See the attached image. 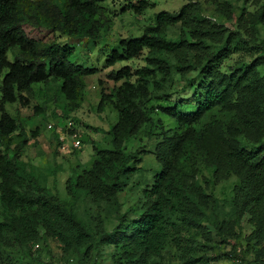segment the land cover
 I'll return each instance as SVG.
<instances>
[{"label": "trees", "instance_id": "obj_1", "mask_svg": "<svg viewBox=\"0 0 264 264\" xmlns=\"http://www.w3.org/2000/svg\"><path fill=\"white\" fill-rule=\"evenodd\" d=\"M181 1L184 4L175 14H154L152 24L139 36L120 39L116 49L107 50L103 67L136 59L145 51L144 66L135 70L123 66L107 75L113 83L122 80L109 93H100L96 106L97 112L111 106L116 113L108 129L110 148L95 149L90 168L66 181L69 200L60 201L18 160L28 139L4 108L10 104L29 108L32 88L50 82L58 85L68 111L78 107L84 78L95 69L70 63L73 48L58 38L99 40L102 24L96 16L102 8L98 0H0V208L4 213L0 245L8 232L19 247L33 244L39 227L57 242L61 258L79 256L77 264L92 250L98 253L106 247L113 250L109 264H160L161 253L169 246L180 264H213L219 258L236 260L239 253L232 246L219 253L214 246V256H203L206 246L196 239L208 242L209 226L219 243H228L225 236L232 237V228L246 216L251 230L244 238L243 253L250 252L253 262L264 263V75L257 71L264 57L220 69L229 54L264 50V41L254 46L264 4L254 13L241 7L233 17L234 31H227L209 23L189 0ZM213 3L226 20L232 18L227 2ZM152 7L145 0H134L124 11L138 15ZM176 24L184 37L178 32L175 41L168 40L167 30ZM189 71H197L200 78L191 98L160 108L174 128L148 133L156 138L152 154L159 169L144 182L132 180L141 171L136 166L139 160L124 150V144L152 122L147 109L150 95L167 101L169 96L162 91L170 75ZM182 105L192 109L182 110ZM215 108L227 118L210 116L202 124ZM200 167L210 171L211 184L229 177L237 180L228 201L231 219L223 218L222 206L200 186L196 178ZM123 190L138 193V198L121 211L117 195ZM79 197L111 211L109 231L101 221L76 214ZM31 262L51 264L39 258Z\"/></svg>", "mask_w": 264, "mask_h": 264}, {"label": "rangeland", "instance_id": "obj_2", "mask_svg": "<svg viewBox=\"0 0 264 264\" xmlns=\"http://www.w3.org/2000/svg\"><path fill=\"white\" fill-rule=\"evenodd\" d=\"M134 0H98L102 10L96 18L102 24L100 29V39L96 42L90 40H67L58 38V42L67 43L73 48V54L69 61L77 64L82 68H94L95 72L84 78V90L82 100L78 107L68 111L65 107L66 102L57 91L58 85L50 82L47 85H39L32 88L33 99L30 100L29 108H18L16 104L5 106V111L15 117L21 131L28 139L27 144L21 150L18 160L23 163L25 169L33 174L40 186L45 187L57 200L68 201L69 197L66 191V181L68 178H74L77 175L90 168L94 157L95 149H109L108 129L116 121V113L111 106L104 107L100 112L96 111L100 93L107 94L113 87H118L122 80L113 83L107 79L110 72H115L123 66H128L131 70L144 66L146 52L143 51L141 56L127 61L115 63L110 67H103V62L107 50L116 49L117 42L127 37H137L141 34L143 28L152 24L154 14L158 12H167L175 14L176 11L184 4L181 0H145L152 4V8L145 9L136 15L124 8ZM199 8L202 15L208 19L209 23L222 25L227 31H234V19L239 9L244 8L245 12L254 13L259 6L264 4V0H189ZM216 4L227 2L231 8L232 18L226 20L214 8ZM213 3V4H212ZM256 34L254 35V46L264 41V20L262 24L255 26ZM180 34L181 29L176 24L167 30L166 37L168 40L175 41ZM184 32V30H183ZM183 32L181 36L184 37ZM178 41V40H177ZM264 57V50L260 47L253 48L247 53L229 54L221 63V70H226L236 63H248L255 58ZM174 63L173 60H171ZM260 75H264V65L257 68ZM158 79V78H156ZM131 81L133 78L130 79ZM200 82L197 71H189L184 74H172L163 87L162 94L169 96L167 101H157L154 99V93L150 95L147 105L148 118L152 121L150 124L141 128V130L124 144L126 152L133 153L138 158L139 163L136 165L140 172L132 176V180L139 179L141 182L146 180L147 175L159 169L153 156L155 146V136H148V133L157 134L160 130H172L173 123L161 114L160 108L173 106L179 101H185L191 98L195 92L196 85ZM161 94V93H159ZM158 94V95H159ZM31 106L38 108L33 110ZM33 107V108H34ZM182 110L192 109L191 105L180 106ZM63 115V117L61 116ZM213 116L221 121L227 118V115L220 112L218 108L208 112L201 123H206L208 118ZM72 120L74 130L77 132L80 140V146L76 150L67 149L60 151L55 138V133L46 129L47 125L57 124L62 127L66 120ZM35 132V135L31 134ZM18 132H14L12 138ZM67 144V140H65ZM210 171L200 167L197 173V180L200 186L204 187L206 193L211 194L220 206H222V216L224 219H231L229 216L228 201L232 194V188L237 185L234 177L227 180L211 184ZM144 177V178H143ZM140 188H142L140 186ZM121 211L137 203L138 193L123 190L118 195ZM76 214L87 220L89 217L95 221H101L104 230L109 231L113 226L111 211L105 212L104 204L97 207L90 203L87 198L79 197L75 205ZM19 216V213H15ZM225 215V217H224ZM4 220V213L0 208V221ZM210 234V240L204 241L203 237H198L196 243L206 246L203 256H214V250L219 253H227L232 246L235 253L238 251L239 256L236 260L217 259L213 264H257L253 262V255L249 252L244 254V238L249 234L251 227L247 224V217L243 216L238 226L232 228V237L225 236L229 243L221 244L217 237L214 236L213 230L206 226ZM37 227V240L33 244L19 247L12 239V233H6L8 240L4 239L0 245V260L3 264H32L31 259L39 258L51 264H77L79 256L60 257L57 242L54 239L45 237ZM181 236L185 237V234ZM34 245L37 248L34 249ZM216 249L212 250V247ZM264 246V241L262 245ZM257 248V247H256ZM83 250H80V254ZM113 252L112 248L106 247L99 249L98 253L94 250L90 252L87 258L82 259V264H109V256ZM177 252L172 247H167L162 253L160 264H180L177 260ZM198 256L200 254H197ZM241 259L242 262H238ZM264 259H261L263 261ZM264 264V263H263Z\"/></svg>", "mask_w": 264, "mask_h": 264}, {"label": "built area", "instance_id": "obj_3", "mask_svg": "<svg viewBox=\"0 0 264 264\" xmlns=\"http://www.w3.org/2000/svg\"><path fill=\"white\" fill-rule=\"evenodd\" d=\"M46 129L55 133L58 149L60 151H66L67 149L76 150L79 148L80 140L70 119L66 120L64 126L62 127H58L57 124H53L47 125ZM65 140H67V144L65 143ZM33 248L36 249L37 245H34Z\"/></svg>", "mask_w": 264, "mask_h": 264}]
</instances>
